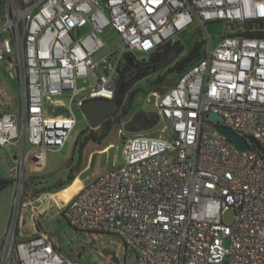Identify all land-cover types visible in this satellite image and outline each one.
I'll return each mask as SVG.
<instances>
[{
    "label": "built area",
    "instance_id": "built-area-1",
    "mask_svg": "<svg viewBox=\"0 0 264 264\" xmlns=\"http://www.w3.org/2000/svg\"><path fill=\"white\" fill-rule=\"evenodd\" d=\"M0 5V62L17 70L21 87L18 109L0 114V146L14 150L17 182L0 264H92L64 256L41 228L53 202L74 229L118 236L136 264H264V0ZM211 22L230 30L212 36ZM194 23L203 56L170 87L149 92L158 120L127 138L122 163L67 201H56L57 192L26 194L25 172L39 173L47 152L73 140L72 105L113 98L126 54L149 55ZM106 28L117 35L112 46L103 37ZM79 81L86 86L78 88ZM64 91L70 99L61 112L51 97ZM210 112L222 120L207 119ZM218 124L243 137L248 148L237 149ZM153 129L159 133H148Z\"/></svg>",
    "mask_w": 264,
    "mask_h": 264
},
{
    "label": "rangeland",
    "instance_id": "rangeland-1",
    "mask_svg": "<svg viewBox=\"0 0 264 264\" xmlns=\"http://www.w3.org/2000/svg\"><path fill=\"white\" fill-rule=\"evenodd\" d=\"M3 12L2 6L0 5V16ZM207 29L212 36H220L226 34L230 27L224 22H211L207 24ZM198 25L192 24L184 32L178 33L175 36V40H178L182 46V52H186L188 48L194 43L196 39H201L202 34L198 32ZM103 37L107 44L110 46L114 45L117 42V35L111 29L106 28L103 32ZM216 44V39H213L212 45ZM181 54V53H180ZM136 59L140 60L146 58L148 55L143 53H136ZM203 56V49L201 55L198 57L200 59ZM155 77V75L151 76ZM145 83V80L140 81L137 85L142 86ZM174 84L172 78H166L165 81L160 84L159 92L164 91L166 88ZM86 86L80 81L77 84V87ZM20 84L17 79V70L15 68H7L3 62H0V114L9 110H17L19 107L20 101ZM88 89L81 91V95H85ZM148 94L143 93L141 90L136 93L135 98V108L141 107L143 109L153 108L154 106V97H148ZM70 93L69 91H64L62 95H57L51 97V101L59 103L61 112L64 111V107L69 105ZM72 110L76 118V124L72 131L73 140L67 142L62 149L56 152H47L46 154V165L54 167V171L58 172L64 170V163L68 159H73V164L75 165L78 157L79 151L75 146V140L83 130H87L90 126L86 117L82 113L79 106L72 105ZM157 124V128H158ZM95 132L98 131L97 128H90ZM124 129L122 124L115 125L109 132V134L100 140L99 142L89 141L85 148L83 149L82 156V165L78 171L84 169L83 178L86 177L93 178L98 174L107 171L108 169L114 167L115 165H120L123 161L122 154V144L120 132ZM150 134H158L157 129L148 131ZM14 155V150L10 146H0V179L7 180L8 184L3 189H0V240L2 241V233L6 226V220L11 208L12 199L17 191V182L14 176V169L12 164V157ZM51 172L48 167L42 169L36 175L37 180H42L41 175H45ZM62 172V171H61ZM60 172V173H61ZM31 174L30 170L25 172L24 182L28 179ZM89 179V180H90ZM75 184L79 183L77 179L74 180ZM64 193V201H67L71 195V189H64L57 194L55 198L57 201L60 199V194ZM52 210L48 215V219H40L41 228L44 231H48L51 235V239L54 243V246L67 258L71 260H77L81 263H92V264H115L111 261L110 255H104L102 253L103 249H109L114 253L115 258L118 260L117 264H136V260L130 250H127L124 246L122 240L114 235L109 233H100V232H83L74 229L67 220L58 214V209L54 208V202ZM231 220V215L227 214L224 217V221L229 223ZM48 222H53V229H58L63 240L59 242L55 236L52 234V231L47 229ZM22 227L25 226L23 222ZM25 232H30V229L24 230ZM80 253V257L77 258V254Z\"/></svg>",
    "mask_w": 264,
    "mask_h": 264
},
{
    "label": "trees",
    "instance_id": "trees-1",
    "mask_svg": "<svg viewBox=\"0 0 264 264\" xmlns=\"http://www.w3.org/2000/svg\"><path fill=\"white\" fill-rule=\"evenodd\" d=\"M235 35L244 34L236 33ZM171 44L172 42L170 41L165 43L164 45L159 47L157 51L149 54L146 58H143L142 61H138L134 57L129 58L130 65L125 70L126 73L123 76L124 83L131 80L133 77H136L137 75L143 74L148 70H152V72H155V77H146L145 79H143L145 80V83L142 86L137 85L139 82L135 84L127 92L120 108V112L112 117H108L107 119L103 120L97 127H95L98 129L97 132L92 129H87L88 131L86 130V132L88 133L86 136H84V138H81L82 133L79 134V136L75 140V146L78 148L79 157L76 164L73 166L74 171L72 173L61 177L59 173L61 171L63 172L64 170H60L48 178H46L45 175H41L42 180L40 181L37 180V177H39V175H36V173H34L33 175H30L28 177L26 182H23V191L26 194H38L46 191L58 192L69 186L75 178V172L78 171L82 165L83 149L85 148L87 143L89 141L99 142L109 134L113 126L121 124L123 118L127 115V113L136 106H134V104L136 101V93L138 91L141 90L145 94L152 90L159 91L160 84H162L166 78H172L175 83L177 77L181 74V72H183V70H185L188 66L192 65L198 60V57L201 55L203 49L202 38L196 39L194 43L188 48V50L186 52H181V54L170 65L162 70L156 71V65L154 64L155 60H157L161 56L162 52ZM124 65L125 63L123 64V66ZM7 184V180L0 179V189L6 187Z\"/></svg>",
    "mask_w": 264,
    "mask_h": 264
},
{
    "label": "water",
    "instance_id": "water-1",
    "mask_svg": "<svg viewBox=\"0 0 264 264\" xmlns=\"http://www.w3.org/2000/svg\"><path fill=\"white\" fill-rule=\"evenodd\" d=\"M183 46L178 41L175 40L172 42V44L166 48L161 56L155 60L154 64L156 65V71L162 70L166 68L168 65H170L182 52ZM129 55H125V65L122 67V69L119 71V76L116 83L115 88V94L113 98L106 99L102 97H96V98H88L85 99L81 105L80 109L84 116L86 117L87 121L92 127H97L103 120L107 119L108 117L114 116L120 107L122 106V103L125 99V96L128 92V90L141 78L145 77L146 74H141L137 77H133L131 80L127 81L126 83L123 82V76L125 73L126 68L129 66ZM151 112H147V115L149 116ZM207 119L209 120H218L221 121L222 118L216 114L210 112L207 115ZM154 123H150L149 125L144 126L143 130H149L152 128ZM218 131L223 134L225 137H227L229 140L232 141L234 146L239 150H246L248 148V144L246 143L245 139L241 137L239 134L235 133L233 130H231L228 127H225L223 125L218 124L217 126ZM126 130V128H123ZM142 129L135 130L136 132H140ZM83 133V131H81ZM127 136L124 135V133L121 135V144L122 146L126 143ZM249 139L253 142H256L253 138L249 137ZM53 173L45 174V177H51ZM64 173H59L60 176H62ZM53 222L48 223L47 229L49 231H52V234L55 236V238L61 242L63 240L60 232L58 229H53ZM47 232V231H46ZM102 253L104 255H110L111 261L115 264L118 263V260L115 258L114 253L111 252L109 249H103ZM80 257V253L77 254V258Z\"/></svg>",
    "mask_w": 264,
    "mask_h": 264
},
{
    "label": "flooded vegetation",
    "instance_id": "flooded-vegetation-1",
    "mask_svg": "<svg viewBox=\"0 0 264 264\" xmlns=\"http://www.w3.org/2000/svg\"><path fill=\"white\" fill-rule=\"evenodd\" d=\"M154 73L155 72H152V70H148V71L144 72L143 74H146V76L141 78L140 80H138L135 84L142 81L146 77L153 76ZM137 76H139V75H137ZM118 112H120V109L118 110ZM147 112H151L149 116L147 115ZM157 120H158L157 111L154 107L146 109V110L141 108V107H136V108L133 107V109L127 113V115L123 118V120L121 122L123 128L124 127L126 128V130H124V135L127 137H130L133 134L137 133L135 130L142 129L144 126L149 125L150 123H156ZM90 128H93V127L90 125L88 129H90ZM140 131H143V129ZM87 133L88 132H86V130H84V132L81 134L82 135L81 138H84V136H86ZM63 165H64V171H63L64 174L61 177L69 175L70 173H72L74 171L73 170L74 164H73L72 159H68L67 161H65V163Z\"/></svg>",
    "mask_w": 264,
    "mask_h": 264
},
{
    "label": "crops",
    "instance_id": "crops-1",
    "mask_svg": "<svg viewBox=\"0 0 264 264\" xmlns=\"http://www.w3.org/2000/svg\"><path fill=\"white\" fill-rule=\"evenodd\" d=\"M73 160V159H72ZM45 167H48V169L51 171V172H49V173H53L54 172V174L56 173L54 170V167H52V166H48V165H46ZM84 169H82L81 171H79L77 174H75V178H74V180L75 179H77L78 180V182L79 183H77V184H75V182H74V180L72 181V183L69 185V186H67L66 188H64V189H68V188H70L71 189V195H70V197L71 196H73L75 193H76V191L77 190H79L80 189V187L84 184V183H86L88 180H86L87 178L86 177H84L83 178V175H84ZM48 174V173H47ZM53 174V175H54ZM64 189H62V190H64ZM61 191V190H60ZM59 192V191H58ZM56 193V192H55ZM69 197V198H70ZM63 200H64V193H63ZM49 223V222H48Z\"/></svg>",
    "mask_w": 264,
    "mask_h": 264
},
{
    "label": "bare ground",
    "instance_id": "bare-ground-1",
    "mask_svg": "<svg viewBox=\"0 0 264 264\" xmlns=\"http://www.w3.org/2000/svg\"><path fill=\"white\" fill-rule=\"evenodd\" d=\"M54 198H55V196H54ZM56 199V198H55ZM59 200H63V193H61L60 194V199ZM56 201H57V199H56ZM64 201V200H63Z\"/></svg>",
    "mask_w": 264,
    "mask_h": 264
}]
</instances>
